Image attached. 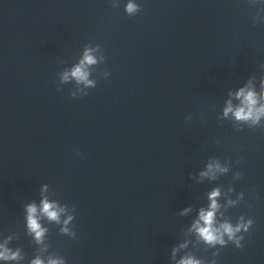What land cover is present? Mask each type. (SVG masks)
<instances>
[{
    "label": "water",
    "instance_id": "water-1",
    "mask_svg": "<svg viewBox=\"0 0 264 264\" xmlns=\"http://www.w3.org/2000/svg\"><path fill=\"white\" fill-rule=\"evenodd\" d=\"M139 2L129 16L109 0H0V239L13 237L24 264L37 254L68 264H172V246L219 185L245 193L226 216L255 223L245 247L221 248L218 264H264V128L237 131L219 118L229 89L264 78V4ZM88 43L106 61L94 66L96 87L73 98L75 83L60 86L59 73ZM213 158L229 173L198 180ZM45 184L75 215L77 238L44 218L42 252L25 205L39 204ZM187 206L193 212L179 215ZM190 247L205 260L214 251Z\"/></svg>",
    "mask_w": 264,
    "mask_h": 264
},
{
    "label": "clouds",
    "instance_id": "clouds-1",
    "mask_svg": "<svg viewBox=\"0 0 264 264\" xmlns=\"http://www.w3.org/2000/svg\"><path fill=\"white\" fill-rule=\"evenodd\" d=\"M109 2L113 7H119L123 3L124 11L129 16L137 15L142 9L139 0H109ZM259 3L264 4V0H259ZM105 61L106 56L99 44H86L78 61L59 73V85L74 82L75 87L69 90L70 95L73 98L87 96L89 89L97 85V80L92 77L94 66ZM260 70L264 71V64L260 65ZM110 75V71H105L103 77L107 79ZM219 118L232 121L237 131L242 130L245 125L249 128H264V78L257 80L256 76H249L240 86L229 89L228 98L224 101ZM229 171L228 165L213 158L208 160L196 178L215 181ZM241 175L239 170L234 173L237 180L241 178ZM47 191L48 185L45 184L41 188L39 204L30 202L25 205V226L28 235L37 245H44L48 229L41 221L46 218L60 225L62 234L76 239L77 232L73 224L75 215L70 213L67 205H62L59 201L45 195ZM229 193H235V197L233 198ZM221 197L226 199V203L221 201ZM244 197L245 193L236 192L235 188H229L228 192H223L219 185L214 186L207 193L208 203L196 210L195 216L186 229V238L172 246L170 250L172 264H218L217 257L220 255L221 248L229 244L238 249L244 248L245 233L251 231L255 223L254 218L243 213L235 220L226 216V210L239 205ZM192 212L193 208L187 206L179 212V215L187 216ZM12 239L10 235L0 239V264H24L25 254L21 247L10 246ZM194 243L214 249L211 258L205 260L192 251L190 246ZM46 250L47 245H44L41 251ZM27 264H68V261L63 255L37 254L28 258Z\"/></svg>",
    "mask_w": 264,
    "mask_h": 264
}]
</instances>
